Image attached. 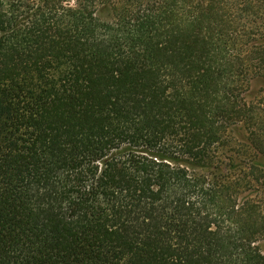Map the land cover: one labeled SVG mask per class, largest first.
I'll use <instances>...</instances> for the list:
<instances>
[{"label":"trees","instance_id":"obj_1","mask_svg":"<svg viewBox=\"0 0 264 264\" xmlns=\"http://www.w3.org/2000/svg\"><path fill=\"white\" fill-rule=\"evenodd\" d=\"M262 10L0 0V264H264Z\"/></svg>","mask_w":264,"mask_h":264},{"label":"rangeland","instance_id":"obj_2","mask_svg":"<svg viewBox=\"0 0 264 264\" xmlns=\"http://www.w3.org/2000/svg\"><path fill=\"white\" fill-rule=\"evenodd\" d=\"M264 3V0H262ZM240 15V14H239ZM240 23L244 24L245 26H249V25H257V26H263L264 27V10H262L261 12H259L256 16H253L251 14H245L244 12H242L241 17L239 18ZM240 42H247L245 39H240ZM243 53H245V51H243ZM229 139H231L232 141L228 142V144L226 145H221L219 147V149L217 151H219V156L221 158H223L226 162L229 160L227 157H230V155H233L231 153H236V154H240L242 156L243 159H245V164L244 166H240V170H242L243 172L249 173L250 171L252 172V177H261V181H262V176H261V171L262 170H258V168L250 167V157H255V161L259 162L261 164H264V158L261 155H255L254 156V149L253 147L244 140V132L242 131V129L240 128H234L231 130V132H229ZM227 138V139H228ZM220 168H224V164H219ZM213 170V169H211ZM238 170V171H240ZM260 245L262 246V248L264 249V241L260 242Z\"/></svg>","mask_w":264,"mask_h":264}]
</instances>
